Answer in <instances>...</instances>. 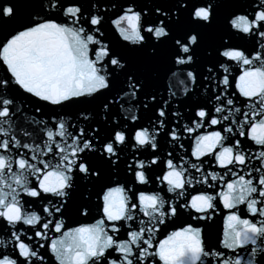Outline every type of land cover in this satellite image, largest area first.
I'll return each instance as SVG.
<instances>
[{
    "label": "snow or ice",
    "instance_id": "obj_1",
    "mask_svg": "<svg viewBox=\"0 0 264 264\" xmlns=\"http://www.w3.org/2000/svg\"><path fill=\"white\" fill-rule=\"evenodd\" d=\"M22 13L0 37V264H264V0H0V28ZM78 188L99 218L70 227ZM218 215L208 248L193 222Z\"/></svg>",
    "mask_w": 264,
    "mask_h": 264
},
{
    "label": "water",
    "instance_id": "obj_2",
    "mask_svg": "<svg viewBox=\"0 0 264 264\" xmlns=\"http://www.w3.org/2000/svg\"><path fill=\"white\" fill-rule=\"evenodd\" d=\"M102 2H107V0H102ZM121 2L125 3V2H127V0H121ZM149 2H150V0H136V3L140 6H143L144 4H147ZM230 3L234 7H241L247 3V0H230ZM26 19H27L26 13L20 14L16 20H13V21L9 22L8 25L4 26L3 28H0V37H2L6 31H8L12 28L18 27L21 23L25 22ZM148 19L150 20L151 17H149ZM102 30L105 31V33L108 37V40H110L114 45H116V43L119 41V37L114 35V30L111 29L110 25L108 23H105ZM226 31H227V29L225 27V21H224L223 15H221L218 17V19L216 21V30H215L213 36L216 37L219 35H224L226 33ZM233 42L241 44L244 47L248 48L249 50L252 48V43L250 41L234 40ZM119 43H124V42L121 41ZM205 59H206V56L204 54H202L201 62H204ZM230 67H231V71H232L233 76L239 74L238 69L236 68V66L234 64L231 65ZM160 71H161V75L163 76V69H161ZM167 79H168L167 76L163 77L164 89H166V87H167ZM164 89H162V92L166 95V92L164 91ZM197 91L199 92V95L193 96L192 100L193 101H196V100L203 101L205 99L206 94L203 92V89H198ZM230 91H232V90H230ZM178 98L179 99H185L184 97L179 96V94H178ZM18 99L24 101L23 96H19ZM24 103H25V107H24V115L22 116V120L23 119H31V117L33 115H36L37 118H40L39 114L34 113V110H33V103L34 102L24 101ZM96 103L97 102H93L90 105H80L79 107L94 108ZM77 107L78 106L70 105L63 110H58V111H61V114L68 116V115L76 113ZM46 111L49 113V115L45 118H50L51 111L47 110V109H46ZM147 115H150V113L145 115V119L147 118ZM185 145L187 147V140L185 141ZM165 150H167V145H165ZM252 150L253 151L256 150L255 146H252ZM205 167H206V169L208 168L207 165H205ZM124 178L125 177L123 175H121L120 179L123 180ZM107 179H108V175L106 174L105 180H107ZM147 187L151 188V187H153V185L149 184ZM196 187L201 188L202 186L197 185ZM80 190H82V189L81 188L77 189V192L73 198V202L69 208V211L65 215L66 224H67V226H70V227L76 226V223L78 221L91 223V222H94L92 217L99 218L97 216L94 208L92 210L90 217L87 219L81 218L77 215L76 207L80 203L79 198H78V193ZM162 195H166V194H162ZM39 203H40L39 201H36L34 207L38 209ZM93 203H95V199H93ZM185 219H187V214H184V216H182L179 220H177L176 225H173L172 222H169V226L167 228H164V226H161L162 232H161V235L159 236V238H163L164 234H166L168 231L173 230V228L175 226L182 224ZM193 224H194V226H199L203 229V237L205 240L206 247L218 248V246H219L218 241H219L220 234L222 231V216H219V215L215 216L212 221H205V222H201L200 224H196V222H193ZM6 236H7V233L4 231V226L0 225V238H4ZM44 251L45 250H43V249L41 250V252H44ZM46 259L50 260V264H55V261L51 260L50 257H46Z\"/></svg>",
    "mask_w": 264,
    "mask_h": 264
}]
</instances>
